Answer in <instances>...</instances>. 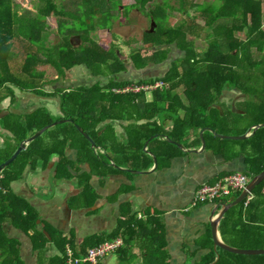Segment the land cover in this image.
<instances>
[{"label":"trees","instance_id":"1","mask_svg":"<svg viewBox=\"0 0 264 264\" xmlns=\"http://www.w3.org/2000/svg\"><path fill=\"white\" fill-rule=\"evenodd\" d=\"M38 1L37 13L26 9L21 13L16 0H0V105L9 100V109L16 106L18 89L42 98L57 99L62 116H54L46 107L22 114L9 110L8 114L0 116V164L43 128L62 118H70L72 122L46 131L1 173L0 264H26L20 240L4 234L5 223H12L27 234L36 232L32 239L35 243L38 238L42 241L38 246L43 251L42 261L46 244L50 242L48 236L38 230V211L11 189L29 166L36 168L43 162L46 167L57 155L58 166L68 168L72 162L66 157V149L73 148L78 153L79 162H87L101 176L118 171L112 165L113 161L118 166L120 161L127 163L135 171L137 168L149 169L154 158L146 151V144L149 140L151 145L159 141L154 138L157 135L166 134L174 141L183 142L191 130L212 128L222 135L242 136L253 126L264 124V0H202L198 3L134 0L131 5L124 0H76L73 11L63 8L61 12H55V0ZM134 9L155 21L154 29L146 35L144 46L133 55L135 69L163 63L169 54L164 47L176 45L183 53L172 62L166 76L136 82L138 85L165 83L163 89L151 92L154 97L151 101L147 99L150 92L124 91L134 83L116 79L127 70L123 56L116 54L114 49H103L91 39L95 29L112 32L115 20L123 21ZM176 9L183 12L184 20L172 25L169 23L171 11ZM53 14L69 16L71 21L59 19L58 31L65 34L67 43L51 47L47 45V35L51 33L49 17ZM74 35L90 43V47L83 44L73 47L71 37ZM192 39L208 41L209 45L206 49L197 48ZM113 58L115 61L111 62ZM12 60L21 61L19 70H12ZM51 65L58 78L64 77L66 71L75 66L84 65L96 77L109 79V83L80 86L71 91L57 88L48 92L42 82L45 71L40 68ZM227 88L238 89L247 95V100L239 103L242 111L226 109L222 113L218 107ZM181 89L184 90V99L179 93ZM158 118L162 121L172 118L173 130L166 131ZM113 121L133 122L125 128L126 139L121 145H118L119 137L112 124L101 127L103 123ZM141 121L147 122L138 124ZM77 126L94 140L98 150L92 148ZM205 138L213 147L212 140L218 142V151L229 158L246 155L248 177L264 171V127L245 140L222 139L209 131ZM163 144L174 146L169 142ZM150 149L151 153L154 152L152 146ZM87 180V176L82 178L85 195L91 191ZM241 194L226 197L223 201L235 200ZM221 230L224 242L232 247L264 249V181L254 189L247 205L244 200L227 212ZM126 235L117 231L110 237L86 238L80 249L73 240L59 236L53 241L61 256L51 259L50 263L67 264L68 245L79 257L86 254L88 247ZM164 236H148L144 264H170ZM208 237L209 242H201L200 249L211 252L200 264H264V255H239L221 248L217 251L213 234ZM124 240V246L116 252L120 255L118 264H133L137 256H129L125 249L133 239L129 235Z\"/></svg>","mask_w":264,"mask_h":264},{"label":"crops","instance_id":"2","mask_svg":"<svg viewBox=\"0 0 264 264\" xmlns=\"http://www.w3.org/2000/svg\"><path fill=\"white\" fill-rule=\"evenodd\" d=\"M63 18L71 21L69 16L67 18L63 16ZM95 32L96 29L91 35L94 43H96L93 38ZM75 37H80L79 35L71 37V44L76 48ZM73 69L68 70V73ZM82 74L85 75L81 76L80 82H87H83L79 86L71 84L65 89L70 90L80 86L92 87L96 85L95 80L99 77L93 75L89 69L86 68ZM68 77L69 75L66 80ZM159 77V75H156L149 79ZM69 82H72L71 79ZM85 83H88V85ZM183 91L181 89L179 93L183 95ZM20 93L28 94L16 89L19 102L10 109L9 100L3 102L0 105V116L8 114L9 110L22 114L32 113L41 107L48 108L54 116H62L57 99H53L59 105V108H55V110L51 109L50 106L47 107V105L26 108L29 103L24 102ZM33 95L41 99L40 102L43 100L42 97ZM246 100L247 95L240 90L227 88L218 107L222 110V113H225L226 109L240 112L242 110H239V103ZM43 102L45 101L43 100ZM146 122L141 121L138 124ZM158 122L168 132L174 128L172 118H166L163 121L158 118ZM131 123L133 122L113 121L103 123L101 127L112 124L116 128L119 137L118 145H121L125 143L126 139L125 128ZM202 130L204 129L191 130L183 142H179L183 145V148L173 143L174 146L163 144V142H169L167 137L170 138V136L166 134L157 135L159 141L152 145L151 140H149L150 143L146 147L148 149L146 151L153 158L156 156L158 166H156V161L153 159V165L149 169L137 168L136 171L141 173H134L136 171L131 169L132 167L128 166L127 163L122 164L123 162L120 161V166H118L113 161L112 165L116 164L119 167L117 168L118 171L101 176L98 173L96 174V171L92 170L87 162H79L78 153L73 148L66 149V157L72 162V165L68 168L58 166L60 160L57 155L52 157L46 167L43 162H40L36 168L29 166L23 177L11 185V189L28 201L39 213L38 230L44 232L50 240L46 244L44 260H41L43 251L38 248L42 245L41 239L38 238L36 243L32 239V236L36 234L35 231H30L28 233L30 235H28L14 224L5 223L3 225L4 234L10 238L20 240L22 255L26 264H51V259L60 257L61 253L55 245V241H53L59 236L73 240L80 249L86 238L110 237L117 231L120 234L127 235L125 238L117 237L116 239L121 238L124 242V239H128L129 235L133 239L125 248L129 256H137L133 264H144L145 242H147L150 234H165L162 238L166 242L170 264H200L211 252L210 250L200 249V244L201 242H209V234H214L212 221L217 220L218 213L222 209L220 207L216 217L213 218L216 204L227 202L222 199L217 203L194 204L196 191L206 183H215L237 172L247 174L248 170L246 155L241 154L236 158H229L218 151V142L212 140V143L215 144L214 147L207 142V149L201 151L202 145H204L200 137ZM4 132L2 131V133ZM151 146L154 150L152 153L150 151ZM99 151L104 152L101 148H99ZM84 176H87V184L91 190L86 195L84 192L85 183L84 185L82 183ZM94 195H96L95 201L93 200ZM86 201L92 202V204H82ZM226 214L218 225V234L223 241L221 227ZM236 218L237 213L233 219ZM218 249L216 250L218 251ZM115 256L116 263H113ZM115 256L107 257L102 260L101 264H118L120 255L116 254Z\"/></svg>","mask_w":264,"mask_h":264},{"label":"rangeland","instance_id":"3","mask_svg":"<svg viewBox=\"0 0 264 264\" xmlns=\"http://www.w3.org/2000/svg\"><path fill=\"white\" fill-rule=\"evenodd\" d=\"M76 0H55V6L56 10L55 12H61L63 11V8L65 10H74L73 3ZM159 1V0H157ZM190 2H201L202 0H189ZM17 4H20V9L23 10H29L34 13H36V10L39 7V1L38 0H16ZM124 2L128 5H131L134 3V0H124ZM171 18L169 23L172 25L179 24L181 21L184 20L183 12L179 11L178 9L171 11ZM63 16L58 15H52L49 18V21L51 24V33L47 35V45L48 46H56V45H64L66 44V40L64 39L63 33H60L58 31V21L59 19H62ZM67 18V16H65ZM155 27V21L153 19L148 18L146 15L141 13L139 10L134 9L131 10L128 13V16H125V19L123 21H120L119 19L115 20L114 23V29L112 32L106 29H99L94 33L93 38L97 42V44H100L103 49L105 50H111L114 49L116 54H121L126 59V66L127 70L120 73L116 79L118 81H124L128 80L130 82L136 83L139 80H147L151 77H154L156 75H159L160 77H164L167 75L169 70L171 69V64L174 60L178 59L180 56L183 55L182 51L176 46L173 45L171 47H164L168 51V56L165 61H163L162 64L156 65L151 64L149 66H146L142 69H135L134 67V60L133 55L137 52L138 49L142 48L144 46V40L146 38L147 34H150L152 30ZM75 45L79 47L80 45H84L86 48L90 47V43L83 42L81 38L75 37ZM194 45H196L197 48L200 49H206L208 47V41L205 40H193ZM111 42V43H109ZM115 61V58L112 59L111 62ZM10 63V62H9ZM21 66V61H15L12 60L10 63V67L12 70H19V67ZM80 66V67H79ZM75 66L72 71L68 73L66 71L65 78L60 77L57 78V71L54 68V66H44L41 67V70L45 71V77L42 81L44 83V88L48 92H52L57 88L65 89L69 85H82L80 82L81 76H84V71L88 67L84 65ZM79 67V68H78ZM69 75L68 79L66 80L67 76ZM71 79L72 82H69ZM90 81V80H89ZM96 83H100L102 85H105L109 83V79L103 78L99 76V78H96ZM41 82V83H42ZM78 82V83H77ZM88 85V83H85ZM19 92V91H18ZM21 94V93H20ZM22 99L25 103H29V106L26 108L31 107H37L38 105H47L51 107V109L59 108L58 102L56 100L53 101L52 98H43V100L40 102L41 99L36 98L33 94H21ZM152 93H149L147 95L148 100H153ZM53 101V102H52ZM248 175V174H247ZM251 180V178L249 177ZM250 182V181H249ZM252 196V194L250 195ZM229 197V196H228ZM247 200V199H246ZM116 254L112 255L114 257ZM113 263H116V256L113 258Z\"/></svg>","mask_w":264,"mask_h":264},{"label":"built area","instance_id":"4","mask_svg":"<svg viewBox=\"0 0 264 264\" xmlns=\"http://www.w3.org/2000/svg\"><path fill=\"white\" fill-rule=\"evenodd\" d=\"M164 86L165 83L163 81L154 84L142 85L134 83L125 88L124 91H132L135 93L146 91L151 93L156 90L163 89ZM249 181L250 179L247 174L237 172L230 174L215 183H206L200 186L196 191L194 204L207 202L217 203L228 196L242 193L247 189ZM251 198L252 196L247 197L246 205L249 203ZM123 244V239L118 238L113 241L88 248L86 254L79 257L75 256L74 250L71 246H67V264H98L107 257L116 254L118 249L121 248Z\"/></svg>","mask_w":264,"mask_h":264},{"label":"water","instance_id":"5","mask_svg":"<svg viewBox=\"0 0 264 264\" xmlns=\"http://www.w3.org/2000/svg\"><path fill=\"white\" fill-rule=\"evenodd\" d=\"M123 60L126 61L125 57H122ZM72 119L70 118H62L59 119V121L54 122L53 125L47 126L45 128H43L42 130H40L37 134H35L34 136H32L31 138L27 139L26 141H24L21 146L19 147V149L17 150V152L12 155L7 161L3 162L2 164H0V175L1 173L12 163H14L18 157L21 155V153L25 150L28 149L29 145L34 142L35 140H37L39 137H41L46 131H48L49 129L57 126V125H61L64 123H69L71 122ZM264 127V124H259V125H255L253 126L249 132L245 135L242 136H227V135H222L219 134L218 132H216L215 130H213L212 128H206L204 130L201 131L200 133V137L202 140V150L201 151H205L207 149V141L205 139V132L210 131L213 132L216 136L222 138V139H231V140H245L248 139L249 137H251L259 128ZM77 129L79 130V132L91 143V146L93 149L98 150V147L96 146V143L94 142V140L84 131L83 128H81L80 126H77ZM155 137H159V136H155ZM167 140L170 143H173L175 145H178L179 147L183 148V145L177 141L172 140L171 138L167 137ZM150 142L147 143V146L149 145ZM146 150H148L146 148ZM188 152H198V151H188ZM154 159L156 161V166H158V160L156 158V156H154ZM116 168H119L116 164H113ZM134 172V171H131ZM134 173H141V172H134ZM264 181V171L261 172L260 174L253 176L250 180V182L248 183V187L246 190H244L242 192V194L240 196H238L235 200L231 201V202H227V203H218L216 204V207L213 211V218L216 217V213L218 211V209L220 207H222V209L220 210L219 217L217 218V220L212 221V225H213V236H214V240H215V245H216V249L221 248L223 250L229 251L231 253L234 254H239V255H247V256H256V255H264V249H250V250H244V249H239V248H235L232 247L228 244H226L219 236L218 234V225L220 223V221L222 220V218L225 216V214L233 207L236 206L238 204H240L241 202H243L244 200L247 199L248 196H250L254 189L260 185L262 182Z\"/></svg>","mask_w":264,"mask_h":264},{"label":"flooded vegetation","instance_id":"6","mask_svg":"<svg viewBox=\"0 0 264 264\" xmlns=\"http://www.w3.org/2000/svg\"><path fill=\"white\" fill-rule=\"evenodd\" d=\"M57 78H58V76H57ZM74 89H75V88H74ZM71 90H73V89H70V90H66V89H65V91H71ZM71 122H72V121H71Z\"/></svg>","mask_w":264,"mask_h":264}]
</instances>
